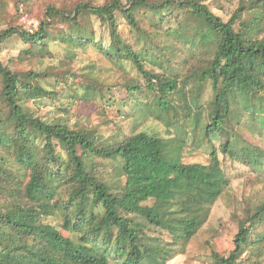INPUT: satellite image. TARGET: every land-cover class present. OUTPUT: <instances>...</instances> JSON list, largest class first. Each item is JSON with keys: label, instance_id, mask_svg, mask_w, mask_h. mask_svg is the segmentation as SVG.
<instances>
[{"label": "trees", "instance_id": "1", "mask_svg": "<svg viewBox=\"0 0 264 264\" xmlns=\"http://www.w3.org/2000/svg\"><path fill=\"white\" fill-rule=\"evenodd\" d=\"M29 2H16L18 19ZM212 3L223 11L230 4L229 17ZM140 11L158 16L159 26L143 23ZM121 19L133 37L123 32ZM95 20L107 26L109 40L97 39ZM166 20L174 25L163 27ZM62 21L65 28L55 32ZM14 35L27 45L17 56L22 61L52 56L51 43L61 39L132 64L138 75L122 83L121 101L129 105L136 97L137 103L128 112L135 130L99 145L92 126L44 118L24 106L29 98H58L46 80L59 83L67 73L0 60V194L8 198L0 208V264H167L176 251L149 232H166L186 248L230 184L225 159L264 174V147L245 134L264 129V0H81L71 10L49 3L33 32L21 21L10 24L0 28V43ZM182 49L186 66L177 74L173 64ZM92 85L61 92L104 99L108 84ZM147 90L157 94L158 108L173 111L168 137L143 126L156 118L140 97ZM190 144L209 148L210 161L185 162ZM91 157L118 162L124 183L114 187L102 179ZM248 203L232 247L212 248V264H248L263 256L264 194Z\"/></svg>", "mask_w": 264, "mask_h": 264}, {"label": "rangeland", "instance_id": "2", "mask_svg": "<svg viewBox=\"0 0 264 264\" xmlns=\"http://www.w3.org/2000/svg\"><path fill=\"white\" fill-rule=\"evenodd\" d=\"M19 0H0V28H6L10 24H18L21 17L18 19L17 4ZM29 3H24L28 19L41 21L44 17L45 7L49 3H56L58 6L65 7L71 10L73 5L81 0H29ZM103 1V0H99ZM220 9L217 5H211L212 9L225 18L229 17L227 11ZM139 18L147 26H159L158 16H149L145 11L138 13ZM23 16V17H24ZM61 21V20H60ZM54 27V31H60L65 28V21L59 22ZM174 25L173 22L168 23L166 20L163 27ZM121 29L129 36H134L130 27L124 20L121 19ZM95 30L97 39L103 38L109 40V31L106 25L95 20ZM67 40L65 34L64 37ZM66 40H56L51 43L52 56H45L38 59L29 58L19 60L18 55L21 51L27 48L25 42L22 41L19 35H14L11 40L5 43H0V60L12 65L13 68L35 69L37 71H45L47 69L54 70L55 73H67L68 80L56 81V78L49 77L46 80L48 87L61 93L58 98L54 99H34L29 98L24 101L26 109L44 118L64 117L68 119L72 126L76 124L92 126L95 129V137L99 145L114 141L118 135L122 133L129 134L135 130V119L130 114L131 106H136V97L129 101V105H125L121 100L126 94L122 83L129 75L137 76L138 72L135 67L125 62L111 60L105 53L89 46L87 48H78L76 45L65 42ZM187 50L182 49L179 54V60L173 64V69L177 74L181 73L184 67ZM156 69H159L158 67ZM73 73L72 75H69ZM75 74V75H74ZM103 82L110 87H106V97L101 99L94 94H86L81 91L75 93L74 97L70 96L68 91L61 92L64 89H69L73 84L92 85L93 82ZM45 83V81H44ZM93 86V85H92ZM138 96V95H137ZM143 101H148L153 106L156 118H149L143 123V126L162 136H169L167 128L173 123V111H165L158 108L157 94L147 90L140 96ZM139 97V99H140ZM113 98L117 102L113 103ZM182 97L179 94H173V101L181 103ZM182 104V103H181ZM181 106L179 110L181 111ZM121 109V110H120ZM245 134L258 141L264 147V129L255 128L254 131L245 130ZM253 135V136H252ZM216 145L219 144L215 141ZM81 150V149H80ZM210 149L195 147L192 144L186 145L183 150V159L185 162H201L207 164ZM93 161V170L111 186L116 187L124 183L122 174L120 173V164L114 162L113 159L91 157ZM225 168L230 178V184L224 191L223 195L213 206L209 220L193 237L186 248H182L181 244H175L172 237L163 231L149 232V236L159 238L164 244L170 242L176 254L169 259L167 264H212L211 249L216 248L221 251H228L232 247V238L238 230V225L241 217L244 214L245 207L249 204L248 201H258L261 195L264 194V174L258 173L249 166L235 162L232 159H225ZM8 198L6 195L0 194V208H6ZM53 223L56 220L50 219ZM65 233H67L65 231ZM111 264H119L112 261ZM248 264H264L263 256Z\"/></svg>", "mask_w": 264, "mask_h": 264}, {"label": "built area", "instance_id": "3", "mask_svg": "<svg viewBox=\"0 0 264 264\" xmlns=\"http://www.w3.org/2000/svg\"><path fill=\"white\" fill-rule=\"evenodd\" d=\"M26 14V13H25ZM25 14H23L21 16V22H23L24 24V27L30 31V32H33L37 27L38 25L40 24V22L37 20V21H34V20H30L28 19V16H24ZM24 16V17H23Z\"/></svg>", "mask_w": 264, "mask_h": 264}]
</instances>
